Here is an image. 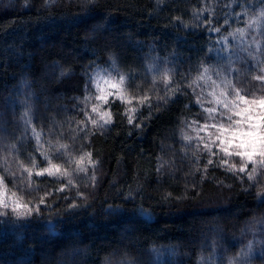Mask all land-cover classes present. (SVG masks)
<instances>
[{
  "label": "trees",
  "instance_id": "trees-1",
  "mask_svg": "<svg viewBox=\"0 0 264 264\" xmlns=\"http://www.w3.org/2000/svg\"><path fill=\"white\" fill-rule=\"evenodd\" d=\"M263 9L264 0H0V191L32 207L0 214V264H264V167L239 171L245 159L203 129L227 123L209 74L224 71L216 96H264L252 79L264 75ZM247 32L259 45L234 58ZM97 68L124 77L107 125L91 93ZM49 160L61 171L37 175Z\"/></svg>",
  "mask_w": 264,
  "mask_h": 264
},
{
  "label": "snow or ice",
  "instance_id": "snow-or-ice-1",
  "mask_svg": "<svg viewBox=\"0 0 264 264\" xmlns=\"http://www.w3.org/2000/svg\"><path fill=\"white\" fill-rule=\"evenodd\" d=\"M219 31V29H216ZM264 71V70H262ZM204 72L207 73L208 69L205 68ZM252 79L261 82L264 84V75H256L252 77ZM124 77H120L121 83L123 82ZM215 83V81H213ZM112 89H117L118 85L116 83L111 84ZM230 92L234 93L231 99H228ZM112 94V93H109ZM215 97V102L217 105L221 106L226 112L219 113L221 118L223 119L226 116L227 123H219V124H207L203 125V129H208L209 127L216 129L217 134L215 135V140L220 142V151L228 156H237L245 159L246 163L241 166L239 171L244 172L247 169V163H259L262 167H264V96H261L259 99L257 98H249L247 93H243L240 88H226L220 93V96H216L215 93L212 94ZM220 97L224 99L221 100ZM97 100L103 101L105 104L108 103L106 96L98 95L96 97ZM143 99V98H142ZM197 102L199 99L197 98ZM131 103V101H129ZM91 111L96 113L98 108L96 105L92 106ZM135 113L136 109L131 110ZM209 114L216 113V108H207L205 109ZM127 115V113H125ZM234 117H238L234 119ZM91 119V117H89ZM101 121L104 124H111V112L110 109L108 112H103L101 114ZM134 122L133 116H128V123L131 124ZM91 123L95 126L98 121L95 119H91ZM212 133L209 132V138H211ZM186 139H190V137H185ZM201 140L204 138L201 137ZM60 147H65L61 145ZM204 149L208 150L210 155H215L216 153L211 152V148L208 143H204ZM87 156H91V153H87ZM259 158L256 160L254 158ZM81 164L84 162V156L80 157ZM209 164L212 163V160L209 159ZM222 163L226 164L227 161H222ZM50 167L42 169L37 173V175L43 176L45 172L48 173L49 176L53 175L54 172L58 173L61 171V168L57 164H51V160H49ZM94 166V165H93ZM235 168V165L232 166ZM67 169H65V172ZM251 178V177H250ZM3 180V177H0V181ZM63 190V189H61ZM43 203V200H41ZM0 206L5 209L6 214L7 210H11L17 215H25L31 214L32 207L27 204L10 206L5 203L3 200H0ZM75 207V205H73ZM19 209H24L25 212L19 211ZM36 211H39V207L37 206Z\"/></svg>",
  "mask_w": 264,
  "mask_h": 264
},
{
  "label": "rangeland",
  "instance_id": "rangeland-1",
  "mask_svg": "<svg viewBox=\"0 0 264 264\" xmlns=\"http://www.w3.org/2000/svg\"><path fill=\"white\" fill-rule=\"evenodd\" d=\"M257 27H260L264 24V9L260 13L256 21ZM234 47L233 50V57L238 58L241 56L244 49H254L258 47L259 42L257 37H254L250 32L245 33L242 37L237 38L234 40ZM244 45V46H243ZM218 78H216V74L212 73L207 76L208 80V93L210 96L214 97L212 94L217 93V91L221 87V79L224 77V71H218ZM215 81V83H213ZM116 83L118 85L117 89H112L111 84ZM122 83L120 81L118 73L111 68H97L93 73L92 77V89L91 93L92 96L97 97L98 95H104L108 99L111 96H120L122 93ZM112 93V94H109ZM97 100V99H96ZM97 103L100 108L103 109L104 112H108L105 108L106 104L103 101L97 100ZM238 117H234L237 119ZM0 200H3L5 203L13 206L11 203L8 202L6 197L0 191ZM18 205V204H17ZM5 210L2 206H0V212ZM28 215V214H26ZM24 215V216H26ZM255 251V250H254ZM254 251L247 253L243 259L247 260L249 255H251ZM164 253L159 254V258L163 257Z\"/></svg>",
  "mask_w": 264,
  "mask_h": 264
}]
</instances>
